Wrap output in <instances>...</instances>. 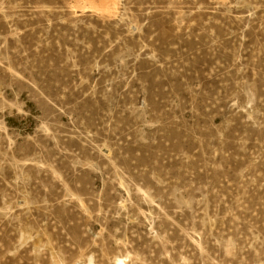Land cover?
<instances>
[{
  "label": "rangeland",
  "instance_id": "rangeland-1",
  "mask_svg": "<svg viewBox=\"0 0 264 264\" xmlns=\"http://www.w3.org/2000/svg\"><path fill=\"white\" fill-rule=\"evenodd\" d=\"M0 264H264V0H0Z\"/></svg>",
  "mask_w": 264,
  "mask_h": 264
}]
</instances>
